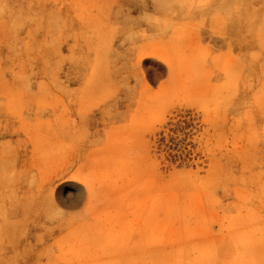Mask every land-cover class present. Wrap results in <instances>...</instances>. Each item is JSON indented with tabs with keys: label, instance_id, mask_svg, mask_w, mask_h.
<instances>
[{
	"label": "rangeland",
	"instance_id": "rangeland-1",
	"mask_svg": "<svg viewBox=\"0 0 264 264\" xmlns=\"http://www.w3.org/2000/svg\"><path fill=\"white\" fill-rule=\"evenodd\" d=\"M0 264H264V0H0Z\"/></svg>",
	"mask_w": 264,
	"mask_h": 264
}]
</instances>
